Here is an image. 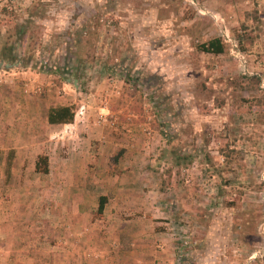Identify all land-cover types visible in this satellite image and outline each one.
<instances>
[{"label": "rangeland", "instance_id": "374dc122", "mask_svg": "<svg viewBox=\"0 0 264 264\" xmlns=\"http://www.w3.org/2000/svg\"><path fill=\"white\" fill-rule=\"evenodd\" d=\"M214 38L222 54L200 51ZM0 68L46 74L51 95L65 91L72 100L71 124L81 123L80 106L97 99L120 119L142 117L150 144L170 147L173 160L137 172L140 181L152 175L174 200L172 210L179 202L168 215L172 204L158 205L162 217L146 223L176 244V258L183 241L197 247L195 211L207 210L214 226L232 231L240 223L227 218L242 215V227L256 225L264 241V0H0ZM133 102L138 114L130 112ZM109 112L97 111L94 126ZM58 139L44 149L48 174L7 169L0 180V194L16 189L38 201L34 223L41 229L74 225L59 210ZM10 177L25 184L8 186ZM85 194L86 210L98 213V194ZM97 216L84 221L101 225ZM139 216L134 220L145 224Z\"/></svg>", "mask_w": 264, "mask_h": 264}, {"label": "crops", "instance_id": "0c3cea01", "mask_svg": "<svg viewBox=\"0 0 264 264\" xmlns=\"http://www.w3.org/2000/svg\"><path fill=\"white\" fill-rule=\"evenodd\" d=\"M13 69L11 73L0 68V180L7 169L35 172L37 157L44 155L48 141L58 136L57 143L64 146L58 157L64 191L58 194L59 210L62 208L64 217L74 219V225L54 230L36 227L34 219L40 211L36 199L20 195L16 189L0 194V264H259L260 259L264 264V241L256 225L242 227L243 222L248 223L245 217L234 215L225 219L229 224L240 223L234 231L222 222L214 226L209 217L215 216L207 210L192 215L197 224V247L190 245L185 252L179 246L176 258V244L164 238L166 233L146 224L151 217H162L158 205L174 200L162 193L159 183L152 184V175H147L145 182L139 180L142 173L137 172L164 166L168 156H173L170 147L150 144L142 117L120 119L97 99H91L85 109L80 106L84 116L79 125L50 124V107L68 106L72 100L65 91H59L57 97L51 95L53 83L46 74ZM97 111L111 114L98 127L94 126ZM68 126L76 130L64 135ZM68 137L73 140L68 141ZM88 175L92 181L87 180ZM211 182L207 180L208 185ZM24 184V180L10 177L8 186ZM84 191L98 194L94 205L97 212L100 197H106L101 214L94 207L86 210L90 201ZM178 203L174 210L173 204L165 206L169 208L166 215L170 210L177 213ZM94 214L101 225L95 220L84 221ZM139 215L146 219L145 224L134 220L140 219Z\"/></svg>", "mask_w": 264, "mask_h": 264}, {"label": "trees", "instance_id": "16d2710c", "mask_svg": "<svg viewBox=\"0 0 264 264\" xmlns=\"http://www.w3.org/2000/svg\"><path fill=\"white\" fill-rule=\"evenodd\" d=\"M200 51L211 54H222L224 52V45L220 38H214L206 43L199 46ZM134 105V106H133ZM140 106V104H139ZM137 104L131 103L128 105L130 112L137 113L139 109ZM74 118L73 106H59L50 107L47 112V120L50 124H68L71 123ZM49 171L48 157L45 155H39L35 162V172L46 174ZM106 197L101 196L99 199L98 212L100 213L103 209Z\"/></svg>", "mask_w": 264, "mask_h": 264}, {"label": "built area", "instance_id": "2783aa9c", "mask_svg": "<svg viewBox=\"0 0 264 264\" xmlns=\"http://www.w3.org/2000/svg\"><path fill=\"white\" fill-rule=\"evenodd\" d=\"M83 108V107H82ZM82 108H80V111H79V113H83L81 110H82ZM109 119H108V117L106 116V115H102V114H100L99 116H98V119H97V121H98V123H105V122H107ZM190 243L188 242V241H183L182 242V247H188V248H190ZM0 254H1V241H0Z\"/></svg>", "mask_w": 264, "mask_h": 264}]
</instances>
